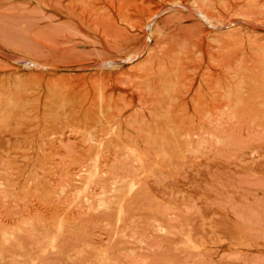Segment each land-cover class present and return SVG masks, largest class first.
Listing matches in <instances>:
<instances>
[{"label": "rangeland", "instance_id": "rangeland-1", "mask_svg": "<svg viewBox=\"0 0 264 264\" xmlns=\"http://www.w3.org/2000/svg\"><path fill=\"white\" fill-rule=\"evenodd\" d=\"M0 264H264V0H0Z\"/></svg>", "mask_w": 264, "mask_h": 264}]
</instances>
